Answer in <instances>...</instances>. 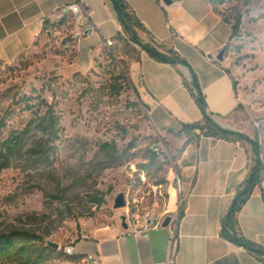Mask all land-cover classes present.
Instances as JSON below:
<instances>
[{
    "label": "rangeland",
    "instance_id": "rangeland-1",
    "mask_svg": "<svg viewBox=\"0 0 264 264\" xmlns=\"http://www.w3.org/2000/svg\"><path fill=\"white\" fill-rule=\"evenodd\" d=\"M217 9L231 24L242 17L240 34L224 50V60L244 94L242 117L263 134L252 138L257 137L262 154L264 0H224ZM69 22L45 33L40 50L12 64L0 61V151L13 137L24 141L0 172V233L26 231L59 245L51 264H81L63 249L99 227L141 228L147 215H168L172 189L180 196L176 155L159 143L129 82L120 95L112 88L111 77L128 68L125 54L113 48L83 72L91 58L73 57L77 39ZM47 107L59 119L55 132L38 125ZM155 145L164 162H149ZM119 194L127 205L116 210Z\"/></svg>",
    "mask_w": 264,
    "mask_h": 264
},
{
    "label": "crops",
    "instance_id": "crops-1",
    "mask_svg": "<svg viewBox=\"0 0 264 264\" xmlns=\"http://www.w3.org/2000/svg\"><path fill=\"white\" fill-rule=\"evenodd\" d=\"M124 1L146 29L138 31L142 43L155 42L163 53L173 50L190 66L158 62L139 47L125 58L129 85L145 107L159 143L176 155L174 177L180 181L181 193L170 191L168 215L157 218L153 228L137 233L123 226L93 229L74 242L76 256L81 260L93 256L98 264H264L221 236L222 222L254 160L252 146L198 137L199 132L181 133L185 124L203 122L186 87L192 84V69L214 121L250 138L256 134L263 138L242 117L244 94L239 85L234 88L239 79L230 62L218 60L233 41L231 26L211 0ZM76 2L84 8L85 24L96 28L73 47L74 58L83 53L91 58L83 72L90 71L110 51L105 41L113 39L117 44L114 38L123 34L111 0H0V61L12 64L40 50L44 34H50L44 29L46 22H60L65 8ZM261 157L264 161V152ZM263 193L264 188H256L238 214L243 235L262 247ZM169 217L171 223L164 227Z\"/></svg>",
    "mask_w": 264,
    "mask_h": 264
},
{
    "label": "trees",
    "instance_id": "trees-1",
    "mask_svg": "<svg viewBox=\"0 0 264 264\" xmlns=\"http://www.w3.org/2000/svg\"><path fill=\"white\" fill-rule=\"evenodd\" d=\"M111 1L114 4L123 31V34H119L116 38H114L117 41V44L114 48L119 46L120 50L125 54V56H128L137 53L136 48L133 47V45H136L142 51L147 52L150 57L158 62L173 65L182 64L190 68L188 63L175 51L169 50L166 53H163L153 46V44H156L155 42L152 44L142 43L138 37V31L145 32L146 29L139 18L131 10L126 1ZM211 2L216 10L217 6L224 4V0H211ZM224 21L229 24L232 29L230 41L234 40L240 34L242 26L241 15L238 14L236 16L234 24H231L230 20L226 17H224ZM68 23L69 19L65 16L60 22L56 24H49L46 22L44 29L50 32V29H53L54 27L61 28L64 25H68ZM48 25H50V28H48ZM136 59H138V57ZM191 72L192 84L191 86L186 84V87L191 92L196 104L202 112L203 122L196 124H185L181 133L192 135L194 132H199L200 134L198 137L203 136L235 143H248L252 146L254 160L250 166L249 174L246 180L238 188L232 205L230 206L222 222L221 236L234 245L245 248L258 259L264 261V247L248 240L243 235L238 222V214L250 200L255 189L261 185L264 177V164L260 160L261 148L258 139L257 137L252 139L243 133L225 129L221 127L216 121H214L212 116L208 113L206 99L198 83L197 76L192 69ZM111 80L113 90L118 95H120L126 89L129 81L128 68L125 69L124 74L113 75ZM237 85V82H234L235 89H237ZM47 108L48 115L43 118V120H40L38 125L47 133L50 131L55 132L59 127V119L54 115L52 108ZM23 143L24 141L22 137H13L12 139L6 140L4 142L5 150L0 151V172L6 167L11 156L23 148ZM188 143L189 141L186 142L184 148ZM105 146L108 147L110 151L115 150V148H111L109 144H105ZM164 161L165 160H162L159 156H157L152 149L149 162L156 164L158 162ZM58 257V251L49 247L44 238L34 233L18 230L10 231L8 233H0V264H51V261ZM67 257L69 260H81L77 256Z\"/></svg>",
    "mask_w": 264,
    "mask_h": 264
},
{
    "label": "built area",
    "instance_id": "built-area-1",
    "mask_svg": "<svg viewBox=\"0 0 264 264\" xmlns=\"http://www.w3.org/2000/svg\"><path fill=\"white\" fill-rule=\"evenodd\" d=\"M64 16H66L69 20H71L72 24L77 26V29L73 33V37L77 40L90 36L96 30L95 26L90 22L85 24L86 19L84 16V8L78 2L71 4L70 6L65 8ZM115 45L116 43L113 39H108L105 41V46L110 50L109 52L112 51ZM152 149L156 153V155L159 156L162 160L166 159V157H164V153L162 149L158 145L153 146ZM177 186H178V192L181 193L180 181L178 178H177ZM260 186L264 188V180L261 182ZM156 224H157V219L152 215H147L144 219V223L141 228L131 227L129 229H131L133 233H137V232L147 231L153 228L154 226H156ZM63 252L65 253L66 256L76 257L74 243L68 247H65L63 249ZM80 263L98 264L93 256H89L88 258L80 260Z\"/></svg>",
    "mask_w": 264,
    "mask_h": 264
},
{
    "label": "water",
    "instance_id": "water-1",
    "mask_svg": "<svg viewBox=\"0 0 264 264\" xmlns=\"http://www.w3.org/2000/svg\"><path fill=\"white\" fill-rule=\"evenodd\" d=\"M164 1L166 3H170L169 0H164ZM224 53L225 52L222 51L220 53V55L218 56V60L219 61H223V59H224ZM126 205H127V202H126L125 196L123 194H119L116 197L115 201H114V209L119 210V209L125 208ZM170 223H171V218L169 217V218L166 219V221L164 223V227L169 226ZM123 227L124 228H127V226L125 224H123ZM48 246L51 247V248H53L54 250H57V251L60 249V246L59 245H57L55 243H52V242L48 243Z\"/></svg>",
    "mask_w": 264,
    "mask_h": 264
},
{
    "label": "flooded vegetation",
    "instance_id": "flooded-vegetation-1",
    "mask_svg": "<svg viewBox=\"0 0 264 264\" xmlns=\"http://www.w3.org/2000/svg\"><path fill=\"white\" fill-rule=\"evenodd\" d=\"M126 226H127V224H125ZM127 228H128V226H127Z\"/></svg>",
    "mask_w": 264,
    "mask_h": 264
}]
</instances>
